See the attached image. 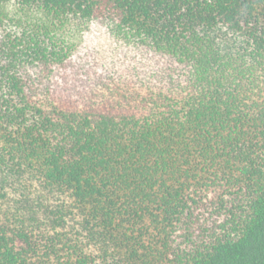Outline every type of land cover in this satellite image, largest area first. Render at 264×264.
Wrapping results in <instances>:
<instances>
[{"label": "trees", "instance_id": "16d2710c", "mask_svg": "<svg viewBox=\"0 0 264 264\" xmlns=\"http://www.w3.org/2000/svg\"><path fill=\"white\" fill-rule=\"evenodd\" d=\"M0 264H264V0H0Z\"/></svg>", "mask_w": 264, "mask_h": 264}]
</instances>
